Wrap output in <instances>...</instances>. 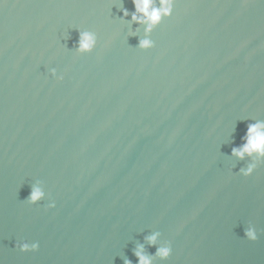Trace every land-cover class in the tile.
Listing matches in <instances>:
<instances>
[{
	"label": "water",
	"instance_id": "water-1",
	"mask_svg": "<svg viewBox=\"0 0 264 264\" xmlns=\"http://www.w3.org/2000/svg\"><path fill=\"white\" fill-rule=\"evenodd\" d=\"M121 8L0 0V264H136L153 231L172 249L153 264H264V161L243 177L229 155L264 120V0H175L147 50Z\"/></svg>",
	"mask_w": 264,
	"mask_h": 264
},
{
	"label": "clouds",
	"instance_id": "clouds-1",
	"mask_svg": "<svg viewBox=\"0 0 264 264\" xmlns=\"http://www.w3.org/2000/svg\"><path fill=\"white\" fill-rule=\"evenodd\" d=\"M133 5V11L129 13L128 9L121 8V22L124 18L130 16L129 23H135L142 25L144 30V38L138 39L136 48L140 50H147L154 46L153 41L149 38L151 32L156 28L163 19L168 18L172 11L175 0H130ZM78 36L74 42L73 47L77 54L90 53L97 44V35L93 31L76 29ZM127 35H136L135 32H129ZM71 36L69 34L68 39ZM49 75L56 80H62L63 75L58 74L55 68L48 70ZM241 143L231 148L230 154L238 160H243L246 157L249 159V163L240 168L237 174L248 177L250 176L257 166L264 161V120H256L255 122L248 123L244 135L240 137ZM232 171V168H229ZM46 193L43 188V184L40 180H36L30 186V192L27 198L24 200L29 205H34L44 200ZM46 208H54L55 201L50 197ZM161 233L159 231H153L151 234L144 237L145 243L149 247L155 246V252L149 255L145 251L144 243L138 244L133 249V256L136 258V264H153V259L158 258L160 260H167L171 255V245L168 241H165L163 245L158 244V238ZM244 238L248 241L255 242L258 239V231L251 224H247L244 227ZM15 247L20 252H35L39 248L38 242L28 243L26 241H20L15 243ZM123 264H132V261L127 257H123Z\"/></svg>",
	"mask_w": 264,
	"mask_h": 264
}]
</instances>
